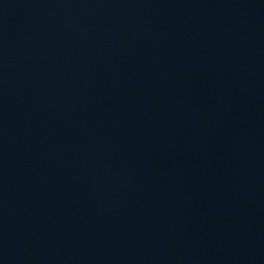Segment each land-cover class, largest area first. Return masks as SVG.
Here are the masks:
<instances>
[{
    "label": "water",
    "instance_id": "95a60500",
    "mask_svg": "<svg viewBox=\"0 0 264 264\" xmlns=\"http://www.w3.org/2000/svg\"><path fill=\"white\" fill-rule=\"evenodd\" d=\"M0 264H264V0H0Z\"/></svg>",
    "mask_w": 264,
    "mask_h": 264
}]
</instances>
